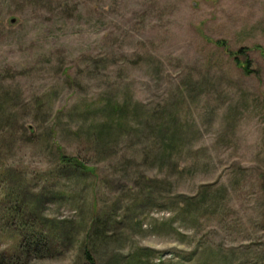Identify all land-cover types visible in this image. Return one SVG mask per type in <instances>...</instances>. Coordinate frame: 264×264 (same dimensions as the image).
Returning <instances> with one entry per match:
<instances>
[{"label": "rangeland", "instance_id": "obj_1", "mask_svg": "<svg viewBox=\"0 0 264 264\" xmlns=\"http://www.w3.org/2000/svg\"><path fill=\"white\" fill-rule=\"evenodd\" d=\"M5 92L18 125L36 114L41 135L7 139L5 159L28 173L29 197L44 192V215L70 222L30 264H84L75 228L93 194L114 221L98 264H264V0H0ZM114 101L124 127L97 144L98 105ZM55 143L97 178L45 174ZM161 143L166 156H145ZM181 195L196 204L181 211Z\"/></svg>", "mask_w": 264, "mask_h": 264}, {"label": "trees", "instance_id": "obj_2", "mask_svg": "<svg viewBox=\"0 0 264 264\" xmlns=\"http://www.w3.org/2000/svg\"><path fill=\"white\" fill-rule=\"evenodd\" d=\"M221 44L222 42L219 43V45ZM242 51L239 50L238 52ZM242 66L243 71L249 74L250 60H246ZM11 102L12 98L7 92L0 94V107L6 110L0 113V239L12 241L10 248L0 252V264H30L35 259H44L53 255L55 243L58 247L61 239L62 229L64 227L69 228L70 222L44 215L39 207L44 192L29 197L25 193V181L28 173L13 167L5 159L11 144V142L10 144L7 142V139L14 138L15 142H19L23 146L41 142V135H39L38 127H36L38 124L37 115H32L30 126H20L15 115L11 113ZM33 105L39 108L37 103ZM39 106L41 105L39 104ZM98 106L105 112L107 118L97 125V129L91 133V136L94 134L93 142L98 144L99 141L100 144L99 137L101 139V134L104 132L114 131L115 134L121 132L124 127L125 116L123 115V105L119 101L101 102ZM57 117L58 115L54 116L52 122H55ZM161 132H163L161 134H168L167 130ZM53 147L56 151L57 160L45 174H51L59 180L67 179L70 181L78 175H89L97 178L95 177L96 169L93 166H87L78 156L67 154L56 143ZM168 153L169 144L162 145L161 143L160 147L155 145L150 148L145 156L152 158L153 154L158 157L159 155L166 156ZM143 180L146 183L142 184L143 188L139 191V197L141 196V201L144 199L148 201L154 194L151 183L156 182L157 178L147 176ZM93 192L95 193V190ZM179 198L181 211H184L185 207L194 206L197 200L196 197L184 195ZM136 202L134 201V205ZM91 209L92 214L84 225L75 228L83 235L80 250L84 264H98L95 256L96 244L111 238L109 228L110 224L114 223L110 217H107L105 210H99L96 194H93Z\"/></svg>", "mask_w": 264, "mask_h": 264}]
</instances>
